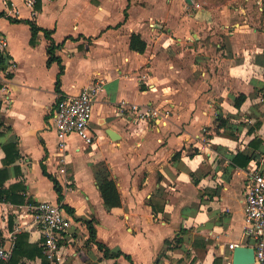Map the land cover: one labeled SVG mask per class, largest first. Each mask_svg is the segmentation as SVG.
<instances>
[{
  "label": "crops",
  "instance_id": "crops-1",
  "mask_svg": "<svg viewBox=\"0 0 264 264\" xmlns=\"http://www.w3.org/2000/svg\"><path fill=\"white\" fill-rule=\"evenodd\" d=\"M193 1L38 0L32 12L22 0H0L7 44L0 65V181L5 189L17 185L14 193L24 197L0 200V246L9 244L17 224L16 236L26 233L28 243L41 244L29 210L39 201L72 210L63 207L71 222L63 257L48 264H225L238 244L249 243L242 235L244 180L264 157V0L214 8ZM29 19L63 42L56 50L62 93L101 82L90 121L93 144L71 133L60 148L52 119L59 64H47L42 31L30 43ZM132 33L146 42L143 52L130 48ZM241 93L246 99L237 108ZM121 100L170 113L138 119L119 112ZM220 118L226 123L218 127ZM11 143L15 150L6 152ZM238 152L253 158L238 164ZM44 169L62 185L61 203ZM106 172L122 214L101 198L97 176ZM91 219L96 241L131 261L103 257L88 240Z\"/></svg>",
  "mask_w": 264,
  "mask_h": 264
},
{
  "label": "built area",
  "instance_id": "built-area-1",
  "mask_svg": "<svg viewBox=\"0 0 264 264\" xmlns=\"http://www.w3.org/2000/svg\"><path fill=\"white\" fill-rule=\"evenodd\" d=\"M32 9L38 0H22ZM196 7L200 5L195 3ZM6 38L0 32V52L6 48ZM102 89L100 81L94 80L84 86L76 94L62 93L53 112V123L59 138V146L65 148V138L71 133L77 134L85 143H94V134L90 128V121L98 95ZM119 112L132 111L138 119H165L169 116L168 109H157L146 104H129L124 100L119 102ZM256 166L248 171L244 180L245 224L242 229L244 237L255 238L253 264H264V157L255 159ZM33 224L37 225L41 233V245L44 254L51 263L60 262L63 248L60 240L69 231L70 219L59 203L39 201L29 206ZM19 225L7 235L9 244L0 246V260H8L15 244ZM234 243L228 244L233 249ZM225 264H232L227 260Z\"/></svg>",
  "mask_w": 264,
  "mask_h": 264
},
{
  "label": "trees",
  "instance_id": "trees-1",
  "mask_svg": "<svg viewBox=\"0 0 264 264\" xmlns=\"http://www.w3.org/2000/svg\"><path fill=\"white\" fill-rule=\"evenodd\" d=\"M0 15H3V12H0ZM126 16V13H125ZM11 21L19 22L21 19L18 18H10ZM26 22L30 25V31H31V36H30V43L34 45L37 42V36L40 31L43 32L44 36L48 39V46H47V64H51L52 62L56 61L59 64V72L56 77V82H55V90L58 93L56 105L61 97V89H60V78L61 75L63 74L64 67L61 63V58L56 54V50L63 45V42L56 43L54 39L52 38V30L49 29H44L39 27L34 20H26ZM130 48L139 52H143L146 48V42L140 37L139 34L132 33L130 36ZM5 57L2 52H0V65L3 64ZM246 99L245 94H239L234 101V106L239 108L242 102ZM0 108H1V101H0ZM226 120L223 118H220V122L218 124V127L225 125ZM1 125V124H0ZM255 142H258L256 138H254L249 145L252 146ZM6 152H8L10 149L15 150V144L11 143L9 145L4 146ZM244 158V164H247V162L253 158L252 155H245L242 152H238L235 157L233 158L234 162L239 163V158ZM3 170L0 169V174H2ZM44 173L53 181L54 184V189L58 195V201L60 202L63 198V193H62V185L60 182L51 174H48L46 170L44 169ZM97 181H98V188L101 193V198L103 200V203L106 205V207L117 214H122V207H121V198L120 194L118 192V188L116 185V182L109 178L108 173H102L97 176ZM17 185L11 186L10 188L5 189L3 187V183L0 181V200L4 201H11V202H23L24 197L21 196V194H15L13 190H15ZM23 189V188H22ZM18 197V199L16 198ZM61 203V202H60ZM62 205V203H61ZM67 209V211L72 212V210L66 206L63 205ZM9 224H11V221L9 220ZM85 224L88 228L89 236L88 240H91L96 243L97 248L103 252V257L105 258H113V257H118V256H124L127 258L129 261H131V257L119 250L110 252L109 248H107L103 243L96 241V229L94 226V220H85ZM11 229V227H9ZM173 240H165L166 244H170ZM174 241H180L179 238H174ZM61 243V240H60ZM36 256L40 257L42 260V264H48L49 260L46 258V255L44 254L43 251V246L38 243H33L30 244L27 242V234L26 233H21L16 236L15 239V244L14 248L12 251L11 257L4 261L0 260V264H21L23 258H29V259H34ZM131 264L133 262L131 261ZM212 264H219L217 259H214Z\"/></svg>",
  "mask_w": 264,
  "mask_h": 264
},
{
  "label": "water",
  "instance_id": "water-1",
  "mask_svg": "<svg viewBox=\"0 0 264 264\" xmlns=\"http://www.w3.org/2000/svg\"><path fill=\"white\" fill-rule=\"evenodd\" d=\"M189 4H193V0H185ZM255 238L251 237L247 245L238 244L232 250V264H253L255 261L254 248Z\"/></svg>",
  "mask_w": 264,
  "mask_h": 264
},
{
  "label": "rangeland",
  "instance_id": "rangeland-1",
  "mask_svg": "<svg viewBox=\"0 0 264 264\" xmlns=\"http://www.w3.org/2000/svg\"><path fill=\"white\" fill-rule=\"evenodd\" d=\"M230 0H195V2H198L200 6L204 7H217L219 5L226 4Z\"/></svg>",
  "mask_w": 264,
  "mask_h": 264
}]
</instances>
